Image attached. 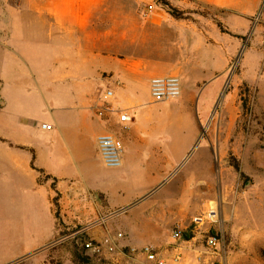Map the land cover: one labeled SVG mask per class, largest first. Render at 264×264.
I'll list each match as a JSON object with an SVG mask.
<instances>
[{"label": "crops", "instance_id": "obj_1", "mask_svg": "<svg viewBox=\"0 0 264 264\" xmlns=\"http://www.w3.org/2000/svg\"><path fill=\"white\" fill-rule=\"evenodd\" d=\"M231 2L170 0L184 11ZM186 15L175 19L154 0H0V237L36 252L117 213L89 236L121 233L133 264H177L172 231L189 213L183 196L198 195L182 182L194 179L188 156L214 100L199 91L216 76L213 21ZM163 76L181 79L179 98L154 100L151 81ZM106 90L118 112L99 116ZM104 133L124 144L119 168L102 162ZM204 155L208 146L198 147L195 159ZM187 244L179 264H196Z\"/></svg>", "mask_w": 264, "mask_h": 264}, {"label": "rangeland", "instance_id": "obj_2", "mask_svg": "<svg viewBox=\"0 0 264 264\" xmlns=\"http://www.w3.org/2000/svg\"><path fill=\"white\" fill-rule=\"evenodd\" d=\"M230 1L222 7L199 5L184 11L173 7L170 0H154L156 7L169 13L174 9L183 18H191L186 14H203L214 25L215 83L212 85L209 78L199 91L201 94L207 89L214 100L207 116L200 118L201 137L188 156L194 179L182 184H189L198 195L183 196L184 209H189V213L176 224L185 227L189 238L184 235L178 244L189 241L188 248L196 251L194 259L190 258L195 263L201 255L204 264H264V0ZM189 78L186 92L194 81ZM203 146H208L209 155L195 159L197 148ZM119 217L107 223L112 224ZM195 217L198 218L194 220ZM195 226H199V231L191 233ZM73 231H65L54 243L36 252H24L31 246L9 244L0 237V262L8 259L5 264L131 263L119 254H88L77 244ZM208 234L221 236L220 256L207 250L204 237ZM178 244L174 243L172 249ZM18 253L19 256L15 255Z\"/></svg>", "mask_w": 264, "mask_h": 264}, {"label": "built area", "instance_id": "obj_3", "mask_svg": "<svg viewBox=\"0 0 264 264\" xmlns=\"http://www.w3.org/2000/svg\"><path fill=\"white\" fill-rule=\"evenodd\" d=\"M151 95L157 102H164L173 99H177L180 97L182 92V83L181 79L178 76H163V77H156L152 79L151 84ZM113 96L111 90H106L103 96V101L105 104L100 107L98 111L97 106V114L99 116H104L107 113H116L118 110H115L110 105V100ZM121 121L122 122H130L131 117L123 113L121 114ZM44 128L50 129L51 126L44 124ZM98 151L100 157L102 159L103 164L108 168H119L123 162V153H124V144L123 142L116 137L112 133H104L98 137L97 140ZM117 215L112 214L110 217ZM101 218L93 223H90L88 226L84 228H78L73 231L72 236L74 239L77 240V244L85 250L90 255L93 256H101L107 257L113 254H119L120 256H124L129 258L127 252L122 248L118 247L117 240L122 239L123 235L121 233L117 234L116 239L114 240H98L91 236H89V232L94 230L97 227L104 226L106 221L110 218ZM199 231V226H195L194 230H191V233H195ZM184 228L180 224H176L175 228L172 231V239L173 241L178 244L179 242L183 241L184 238ZM205 238V246L209 252L219 253L222 250V239L219 234H208ZM194 240V239H192ZM189 243V241H187ZM142 253L146 256L148 261H155L158 262V258L154 252V250L146 246L142 249ZM184 256V246L177 245L173 249V256L172 259L175 263L179 264L182 262ZM162 261V260H161ZM197 264H204L202 261V256L199 255L196 258ZM133 264V263H131Z\"/></svg>", "mask_w": 264, "mask_h": 264}, {"label": "trees", "instance_id": "obj_4", "mask_svg": "<svg viewBox=\"0 0 264 264\" xmlns=\"http://www.w3.org/2000/svg\"><path fill=\"white\" fill-rule=\"evenodd\" d=\"M170 15L172 17H174L175 19H186L182 17V14H180L179 12H177L176 10L172 9L170 12Z\"/></svg>", "mask_w": 264, "mask_h": 264}, {"label": "water", "instance_id": "obj_5", "mask_svg": "<svg viewBox=\"0 0 264 264\" xmlns=\"http://www.w3.org/2000/svg\"><path fill=\"white\" fill-rule=\"evenodd\" d=\"M162 5H163L165 8H167V9L169 8L167 4H163V3H162Z\"/></svg>", "mask_w": 264, "mask_h": 264}]
</instances>
